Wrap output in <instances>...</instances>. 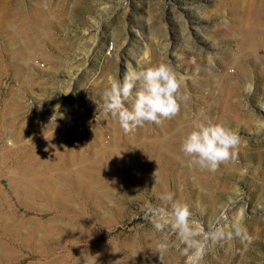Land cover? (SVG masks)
Listing matches in <instances>:
<instances>
[{
  "label": "rangeland",
  "instance_id": "1",
  "mask_svg": "<svg viewBox=\"0 0 264 264\" xmlns=\"http://www.w3.org/2000/svg\"><path fill=\"white\" fill-rule=\"evenodd\" d=\"M159 63L189 98L125 135L101 94ZM206 119L240 136L214 173L180 151ZM165 192L201 238L246 229L201 264H264V0H0V264H186L147 214Z\"/></svg>",
  "mask_w": 264,
  "mask_h": 264
},
{
  "label": "clouds",
  "instance_id": "2",
  "mask_svg": "<svg viewBox=\"0 0 264 264\" xmlns=\"http://www.w3.org/2000/svg\"><path fill=\"white\" fill-rule=\"evenodd\" d=\"M185 78L178 76L166 63L143 69L126 65L123 76L120 79L110 78L109 86L103 90V111L118 122L125 135L144 127L146 123L160 125L164 120L177 116L181 101L189 98L180 92V82ZM239 144L240 136L231 128L210 119L197 120L192 130L183 137L180 151L189 167L214 173L221 164L238 160ZM158 199L162 203L147 210L153 228L161 233L170 229L176 234L177 250L187 257L186 264H201L208 240H231L234 236L242 241L250 239L239 219L232 225L233 231L226 232L218 225L210 226L201 238L203 230L199 221L193 218L188 203L174 199L171 192L160 194ZM168 248L165 235L155 249L162 261ZM86 264L89 262L86 261Z\"/></svg>",
  "mask_w": 264,
  "mask_h": 264
}]
</instances>
